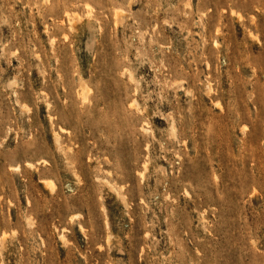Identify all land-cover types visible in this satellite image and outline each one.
<instances>
[{"label": "rangeland", "instance_id": "rangeland-1", "mask_svg": "<svg viewBox=\"0 0 264 264\" xmlns=\"http://www.w3.org/2000/svg\"><path fill=\"white\" fill-rule=\"evenodd\" d=\"M0 264H264V0H0Z\"/></svg>", "mask_w": 264, "mask_h": 264}, {"label": "bare ground", "instance_id": "bare-ground-1", "mask_svg": "<svg viewBox=\"0 0 264 264\" xmlns=\"http://www.w3.org/2000/svg\"><path fill=\"white\" fill-rule=\"evenodd\" d=\"M87 6H88V5H87ZM131 78H132V76H131ZM86 87H87V86H86ZM86 95H87V94H86ZM86 95H85V96H86ZM84 98H86V97H84ZM45 183H46V182H45ZM50 183H51V182H50ZM48 184H49V183H48ZM61 239H62V238H61Z\"/></svg>", "mask_w": 264, "mask_h": 264}]
</instances>
